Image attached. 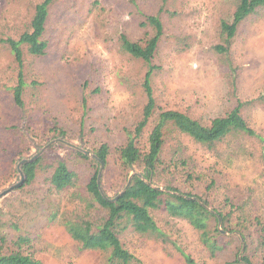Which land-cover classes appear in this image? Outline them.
<instances>
[{"label": "rangeland", "instance_id": "rangeland-1", "mask_svg": "<svg viewBox=\"0 0 264 264\" xmlns=\"http://www.w3.org/2000/svg\"><path fill=\"white\" fill-rule=\"evenodd\" d=\"M44 1L0 0V194L22 181L23 160L45 150L36 180L0 199V237L6 239V253L17 250L20 237L29 238L25 252L43 264H109L110 253L82 250L64 224L85 219L99 226L108 218L88 192L102 167L97 153L103 145L109 157L100 184L111 199L133 174L144 172L142 162L125 168L120 151L143 118L149 65L123 51L121 36L144 44L154 35L152 26H142L146 17L162 19L164 35L152 62L156 110L137 140L144 155L163 111L210 126L239 101L263 95L264 9L241 25L229 53L220 54L215 47L224 45L221 24L232 21L239 0H54L44 36L46 56L35 57L22 47L21 108L14 98L20 68L5 42L32 31L36 7ZM242 114L257 136L232 133L212 147L168 125L152 181L155 187L208 199L226 218L210 223L223 251L211 258L201 232L161 208L150 213L167 242L131 226L119 230L122 244L139 260L132 264H186L178 248L200 264H243L236 263L243 257L264 264V104L247 105ZM61 162L75 178L58 191L51 180Z\"/></svg>", "mask_w": 264, "mask_h": 264}, {"label": "trees", "instance_id": "trees-1", "mask_svg": "<svg viewBox=\"0 0 264 264\" xmlns=\"http://www.w3.org/2000/svg\"><path fill=\"white\" fill-rule=\"evenodd\" d=\"M53 1L45 0L36 7L31 23V32L23 34L19 41L8 39L5 42L10 47L20 68L18 85L14 89V98L17 106L21 108L24 106L23 95L26 87L22 47L27 46L28 52L35 57L42 58L46 56L49 44L44 40V36ZM262 9H264V0H239L232 21H223L221 24L224 45L215 47V50L220 54H228L241 25L250 16ZM142 26H152L154 29V35L147 39L144 44L133 42L126 35L121 36L123 51L134 59L144 61L149 65V70L144 82L147 105L144 109L143 118L137 125L135 132H129L128 142L121 149L120 155L123 165L127 169L133 168L136 164L142 162L144 165L143 178L134 177L130 188L112 202L110 197H105L101 193L99 186L100 170H98L88 185V192L98 206L108 212V218L99 226H95L85 219L69 220L64 225L72 239L82 246V250L110 253L109 264H132L139 262V260L124 247L119 230L131 226L143 236H153L167 242L166 234L158 227L150 213L151 210L162 208L169 216L184 219L201 232L202 243L208 249L211 258H216L218 253L223 251V247L218 238L211 236L210 223L213 219L218 222L221 219L225 222L226 218L212 210L206 198L197 197L191 193H183L173 187L166 188L165 193L156 190L151 185L158 166L162 162L165 131L168 125H172L195 141L209 147L221 142L232 133L256 137V132L248 124L242 111L247 105L264 104V93L256 100L248 103L239 101L229 114L215 119L210 126H206L178 111H163L159 116V123L150 136L149 152L143 155L138 148L137 140L143 134L156 110L152 77L157 69L152 65V62L164 35V25L160 15H157L146 17V21L142 23ZM60 134L65 136L63 131H60ZM97 155L100 159V166L102 163L106 165L109 148L103 145ZM40 165L41 160L38 159L22 167L26 176L25 185L32 184L36 180ZM74 178V173L65 163L61 162L55 169L51 182L55 189L63 191L73 184ZM213 185L214 183L209 188L211 189ZM4 244H6V239L0 237V264H43L32 253L25 252L24 247L31 246L29 238L20 237L15 242L17 250L10 253L4 252ZM178 251L182 254L186 264H200L183 249L178 248ZM236 263L253 264L248 257H243L242 261L237 260Z\"/></svg>", "mask_w": 264, "mask_h": 264}, {"label": "water", "instance_id": "water-1", "mask_svg": "<svg viewBox=\"0 0 264 264\" xmlns=\"http://www.w3.org/2000/svg\"><path fill=\"white\" fill-rule=\"evenodd\" d=\"M56 142H57V143H63V144H65V145H67V146H70V147H75V146L71 145L70 143H68V142H66V141H64V140H58V141H56ZM52 144H53V143H52ZM49 146H50V145H48L47 148H48ZM44 151H45V150L41 151V153L35 155V156L32 157L31 159H25V160H23V161L19 164V166H18V170H19V173L22 175V181H21L20 183H18L17 185H14L13 187H11L10 189H8L7 191H4L3 193H1V194H0V199H2L3 197L7 196L8 194L12 193L13 191H15V190H17V189H19V188H21V187H23V186L25 185V183H26V178L24 177V172H23L22 167H23L24 165H26V164L33 163V162L37 161V160L40 158V156L44 153ZM79 151L85 153V155H91L90 152H86V151H83V150H81V149H79ZM95 157H96V156H95ZM103 168H104V164L102 163V167H101V170H100V176H99V186H100L101 193L103 194V196L106 197L107 195L103 192L102 187H101V184H100V177H101V173H102V171H103ZM134 177L143 178L142 174H133V175L131 176L130 180H129V183H128L127 187L124 189V191H123L122 193H120V194H119L118 196H116L114 199H111L112 202L115 201L116 198L120 197L122 194H124V193L130 188V186H131V184H132V181H133ZM150 184H151V183H150ZM151 185H152V184H151ZM152 186H153V185H152ZM153 187H154L156 190L161 191V192H165V191H166L165 189H162V188H159V187H155V186H153ZM219 223H220V224L222 223V220H221V219H219Z\"/></svg>", "mask_w": 264, "mask_h": 264}]
</instances>
